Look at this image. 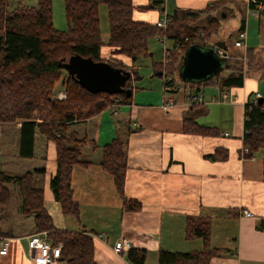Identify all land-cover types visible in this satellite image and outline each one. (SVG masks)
<instances>
[{
    "label": "crops",
    "instance_id": "1",
    "mask_svg": "<svg viewBox=\"0 0 264 264\" xmlns=\"http://www.w3.org/2000/svg\"><path fill=\"white\" fill-rule=\"evenodd\" d=\"M133 1L134 17L153 24L176 9L204 10L214 2L221 3L213 13L220 20L233 16L231 44L240 51L254 48L264 64V9L255 10L249 0ZM10 2L13 7L19 3L33 6L38 0ZM221 22L225 27L228 21ZM241 28L246 32L244 45L236 46ZM213 41L223 42L228 54L232 50L224 38ZM149 49L152 52L151 43ZM121 59L131 64L129 58ZM149 71L161 82L138 85V79L146 78L138 67L132 70L130 103L107 108L69 126L68 131L87 138L81 158L90 162L73 168L79 217L65 214L55 198L50 183L57 171V146L41 132H36L34 156L23 157L21 122L0 123V172L18 176L35 171L54 225L63 230L91 232L99 264H132L127 258L129 249L115 251L116 242L122 239L128 240L131 248L147 251L145 264H158L162 250L186 253L209 248L223 250L210 256L207 264H264V148L252 157L242 155L245 105L256 92L264 96V77L261 79L258 72L249 73L244 86L224 88L232 97L223 103L214 99L220 87L207 85L199 92L205 98L201 104L192 99L194 88L180 85L176 92L166 91L158 70L152 67ZM171 96L175 104L166 108L164 100ZM187 116L195 117L202 125L217 127L219 134L185 133L183 120ZM117 137L127 140L125 195L140 202L139 210L125 209L113 175L100 164L103 147ZM220 147L229 151L228 159L209 158ZM3 186L11 197L4 209L0 204V228L12 241L8 254L0 256V264H34L27 242V237L36 233L34 217L20 211L23 197L19 185L0 179V194ZM245 209L253 216L244 215ZM192 225H206L207 238L193 235Z\"/></svg>",
    "mask_w": 264,
    "mask_h": 264
},
{
    "label": "trees",
    "instance_id": "2",
    "mask_svg": "<svg viewBox=\"0 0 264 264\" xmlns=\"http://www.w3.org/2000/svg\"><path fill=\"white\" fill-rule=\"evenodd\" d=\"M10 1L0 0V123L21 122L20 154L23 157L34 156L37 131L56 143L57 171L50 185L63 212L68 215L80 216L72 186L73 168L79 163H90L81 158V147L87 143V138H73L72 132H68L69 126L99 115L107 108L130 103L132 96L87 90L68 73L64 76V69L60 66L63 58L70 54L91 57L132 72L142 58L153 55L149 49L151 41L164 35L174 41V47L167 49V62L153 60L152 65L155 70L163 72L166 91L176 92L180 85H185L194 88V93H191L194 95L210 84L217 85L221 90L242 87L249 73L258 72L261 79L264 77L260 52L249 47L246 50L249 55L246 65L229 57L228 66L205 82L185 83L180 79L178 70L188 46L200 43L217 50L225 49L223 42L209 44V40L218 36L223 28L220 18L213 13L221 5L218 2L204 10L176 9L168 15L167 28L162 29L156 24L136 19L133 0H63L68 27L59 29L54 23L55 0H38L33 6L19 3L14 8H11ZM102 4L108 7L110 32L106 42L102 38L100 24ZM204 18L206 21L201 23ZM123 56L130 59V65L121 59ZM59 81L66 91L65 99H58L55 95V86ZM127 86L133 88L132 82L129 81ZM244 128V147L249 149L245 157H252L264 148V100L250 99L246 103ZM183 130L203 136L219 134L217 127L202 125L193 116L184 118ZM228 157L229 151L220 147L209 158L226 160ZM100 164L113 175L125 209L139 210L140 202L125 195L127 140L117 137L106 144ZM34 173L28 171L11 176L0 172V179L3 183L13 181L19 185L23 197L20 211L25 216L34 217L36 232L47 231L54 244H63L61 264H99L95 259L91 232L63 230L54 225L44 204V189L37 185ZM10 197V191L3 186L0 194L3 209ZM192 232L204 239L208 235L207 229L200 225L194 226ZM0 234L9 236L1 228ZM222 250L209 248L186 253L162 250L158 264H207L210 256ZM127 258L132 264H145L147 251L131 248Z\"/></svg>",
    "mask_w": 264,
    "mask_h": 264
},
{
    "label": "water",
    "instance_id": "3",
    "mask_svg": "<svg viewBox=\"0 0 264 264\" xmlns=\"http://www.w3.org/2000/svg\"><path fill=\"white\" fill-rule=\"evenodd\" d=\"M228 64L229 56L221 55L214 47L193 43L184 53L178 75L185 83H202L222 72ZM60 66L93 93L107 92L127 97L133 94V88L127 86L134 80L132 72L108 61L70 54L60 61ZM157 75L162 76L163 72L158 71ZM263 100V97L259 99L260 102Z\"/></svg>",
    "mask_w": 264,
    "mask_h": 264
},
{
    "label": "built area",
    "instance_id": "4",
    "mask_svg": "<svg viewBox=\"0 0 264 264\" xmlns=\"http://www.w3.org/2000/svg\"><path fill=\"white\" fill-rule=\"evenodd\" d=\"M249 4L254 6L255 10H261L264 9V0H249ZM169 23V17L168 15L164 14L162 17H160L156 21V25L162 29H166ZM246 37L245 30H239L238 32V38L235 41L236 46H243L244 40ZM161 41L165 43L166 37L164 38L160 37ZM216 49V48H215ZM221 55H227L228 54L223 50H218ZM167 48L164 49V58L163 61L167 62L166 57ZM66 91L64 89L59 90L57 93L58 99H65L66 98ZM231 94L229 91H226L225 89L219 90L218 93L215 96V101L219 103L228 102V100L231 99ZM261 97L264 98V96L260 92H256L253 99L254 101H258ZM192 99L195 103H201L203 104L205 101L204 94L198 93L192 95ZM175 104L174 98L171 96L169 98H166L164 100V106L166 108H170ZM226 136L229 135L228 132L225 133ZM249 152V149L247 147H244L242 150V155L245 156ZM243 214L246 216H253V213L250 210H243ZM12 239L9 236H5L0 234V256L7 255L11 246ZM28 247L30 250V258L33 261L34 264H60V258H61V250L63 244L60 242L58 244H54L51 238L48 235L47 231H41L36 232L30 236L27 237ZM115 251L118 253H122L125 250H128L131 248V243L126 240L122 239L116 242Z\"/></svg>",
    "mask_w": 264,
    "mask_h": 264
},
{
    "label": "rangeland",
    "instance_id": "5",
    "mask_svg": "<svg viewBox=\"0 0 264 264\" xmlns=\"http://www.w3.org/2000/svg\"><path fill=\"white\" fill-rule=\"evenodd\" d=\"M13 5H14L13 2H11V8H14ZM203 20H205V19H202L200 22H202ZM221 20L222 21L227 20L228 22L224 24L225 27L223 26V28H222V30L218 36L216 35L212 39L209 40V44H212V42H214L213 40H215L217 38H224L225 40H227V42L229 41V44L232 43V41L234 39V38H232L233 32L235 30V27H233V25H234L233 16L229 15L226 18H221ZM54 23H55V26L59 29H67V27H68L66 16H65V6H64L63 0H55V3H54ZM100 24H101L102 38L106 42L108 40L109 32H110L109 31V20H108V7L106 4H102L100 6ZM161 36L164 38V35H159V36H156L151 42L153 55L151 57L142 58L140 65H138V67H140V72L143 73L144 75H146L145 80L138 79L136 81V83L140 86H146V84L161 82V79L158 76L152 77L153 72L149 71V68L152 69L153 60H157V61L163 60L165 45H167L166 46L167 49H172L174 46V41L172 39L166 38L165 43H163L160 39ZM231 48H232V50L230 51L229 54L226 52L228 54V56L230 57V59L232 61H234V60L239 61V63H243V65H246L248 63V56H249L248 53H246V51H240V50L236 49V47H234V44H231ZM256 58H258V57H256ZM254 68H256L255 65H254ZM66 73L67 72L64 70V76L66 75ZM263 85L264 84H262V86ZM61 89H64V88L61 85V81H59L56 83V86H55V95L56 96H57V93L59 92V90H61ZM261 91H262V89H261ZM68 132H70V131H68ZM71 136L73 138L75 137V138H85L86 139V137H82L81 135L78 136L75 133H73V134L71 133ZM202 226L204 228L206 227V225H202ZM191 227L194 228L193 225ZM34 231H37V229L35 228Z\"/></svg>",
    "mask_w": 264,
    "mask_h": 264
}]
</instances>
